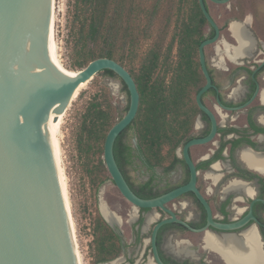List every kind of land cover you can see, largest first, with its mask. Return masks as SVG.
I'll use <instances>...</instances> for the list:
<instances>
[{
	"label": "flooded vegetation",
	"instance_id": "flooded-vegetation-1",
	"mask_svg": "<svg viewBox=\"0 0 264 264\" xmlns=\"http://www.w3.org/2000/svg\"><path fill=\"white\" fill-rule=\"evenodd\" d=\"M203 1L219 29L217 41L203 48L213 87L203 94L202 103L215 118L216 133L186 151L189 143L209 138L214 131L197 96L207 84L201 46L215 38L217 30L201 0H182L180 49L184 55L198 56L203 78L182 81L178 144L172 145L168 137L162 167L136 164L137 180L131 182L136 193L146 186L151 199L188 186L197 192L173 199L165 210H137L132 225L135 249L126 255L129 246L121 238L120 264H153V232L161 221L166 223L156 243L165 264H227L220 250L207 246L208 237L245 244L247 236H253L264 257V0ZM242 39L246 46L241 49ZM189 84L196 86L192 94ZM168 124L170 128V116ZM153 211L156 220L149 222Z\"/></svg>",
	"mask_w": 264,
	"mask_h": 264
},
{
	"label": "water",
	"instance_id": "water-1",
	"mask_svg": "<svg viewBox=\"0 0 264 264\" xmlns=\"http://www.w3.org/2000/svg\"><path fill=\"white\" fill-rule=\"evenodd\" d=\"M53 3L0 0V264H79L59 150V127L79 89L105 70L117 74L129 91V110L110 130L104 151L105 165L122 196L137 210H165L173 199L190 190L197 192L188 186L154 199L134 193L116 161L114 146L138 114L141 96L137 83L124 66L110 58L96 59L75 75L63 70L54 56ZM201 5L217 34L201 46L207 84L197 101L211 116L214 131L209 138L189 143L186 151L191 145L210 141L217 128L202 96L213 87L203 48L217 41L219 29L203 0ZM152 214L157 216L156 211ZM105 220L123 238L120 226ZM165 223L159 222L153 232V264H165L156 243Z\"/></svg>",
	"mask_w": 264,
	"mask_h": 264
},
{
	"label": "trees",
	"instance_id": "trees-1",
	"mask_svg": "<svg viewBox=\"0 0 264 264\" xmlns=\"http://www.w3.org/2000/svg\"><path fill=\"white\" fill-rule=\"evenodd\" d=\"M145 4L146 0H73L70 30L76 67L82 70L96 59L110 58L124 66L137 83L141 96L138 114L119 135L114 146L116 161L132 189L127 168H134L138 161L145 167L150 164L162 167L168 137L172 145L179 142L183 79L203 78L198 56L184 55L180 49L181 8L177 31L170 44L165 46V38H159L135 70L142 42L152 37L158 11L157 5L149 10ZM144 18L148 19L142 26ZM169 75L172 77L167 81ZM97 76L119 80L129 101L128 88L117 74L105 70ZM189 86L192 90L189 94L194 93L196 86ZM110 100V93L105 90L91 98L76 137L78 153L86 159L87 171L97 189L107 180H112L104 161L107 136L129 110L128 103L124 113L120 114ZM168 116L172 121L170 128ZM128 132H132V140L135 139L137 145L126 140ZM96 156L98 162L93 165L91 161ZM136 194L143 199H151L146 186ZM91 225L95 264H108L118 259L123 253L121 237L101 212L92 219Z\"/></svg>",
	"mask_w": 264,
	"mask_h": 264
},
{
	"label": "rangeland",
	"instance_id": "rangeland-1",
	"mask_svg": "<svg viewBox=\"0 0 264 264\" xmlns=\"http://www.w3.org/2000/svg\"><path fill=\"white\" fill-rule=\"evenodd\" d=\"M181 1L182 0H146L145 6L147 9L152 10L153 7L157 5L158 11L154 18L155 23L153 25L152 37L149 41L142 42V46L139 50L140 58L135 65V70H138L142 58L149 52L159 38H165V46L170 44L177 31ZM72 6L73 0H56V39L60 50V56H62L60 59L66 69L78 71L80 69L74 65L76 62V55L73 50V44L71 43L72 37L70 36L73 12ZM147 19L148 18L143 19L142 26L146 23ZM175 54L176 52L174 56ZM171 77L172 75H169L167 81H169ZM101 90L110 93V101H112L117 111L123 114L129 101L126 93L123 91L120 81L111 79L107 76H96L86 88L79 92L66 113L63 125V146L66 160L65 165L69 177L71 208L77 227L80 250L84 256L85 264H95L91 248L93 242L91 223L96 214L101 212L102 202L105 203L111 213L121 221L120 228L123 232V239L127 246H129V251H126V255L130 254V251L135 249L132 247V225L134 219H132L131 214L133 210L137 211V209L122 196L112 180H107L100 189H97L92 183L87 171L86 159L82 158L77 150L76 137L82 115L91 98ZM126 140H132V132L126 134ZM135 141V139L134 141L132 140L134 145H137V141ZM97 162L98 156L91 161L93 165L97 164ZM136 164H139V162H136ZM136 170V168H127V173L132 181L137 180ZM144 239L140 251L141 253L146 245ZM146 262H148L147 258Z\"/></svg>",
	"mask_w": 264,
	"mask_h": 264
},
{
	"label": "bare ground",
	"instance_id": "bare-ground-1",
	"mask_svg": "<svg viewBox=\"0 0 264 264\" xmlns=\"http://www.w3.org/2000/svg\"><path fill=\"white\" fill-rule=\"evenodd\" d=\"M56 0H54L53 3V43H54V56L58 63V65L65 71L71 73L72 75L77 74L78 71H70L66 69L64 64L62 63L60 57V50L58 46V42L56 39ZM246 46V40H241V49ZM240 52V50L238 51ZM88 84L83 85L77 94L81 90L87 87ZM77 97V95H76ZM75 97V98H76ZM74 98V100H75ZM73 100V101H74ZM67 113V112H66ZM66 113L63 114L62 120L59 127V150H60V156H61V163H62V169H63V176H64V182H65V189H66V196H67V203H68V210H69V216H70V222L72 226V231L74 234V240L76 244L77 254H78V262L79 264H85L84 256L80 250V244L78 240V234H77V227L76 223L73 217L72 208H71V193H70V185H69V177L65 165V152H64V135H63V125L65 122ZM101 214L104 216L111 224L115 225H121V221L114 216L107 205L102 202L101 205ZM135 214L136 210L132 211V219L135 220ZM117 215V214H116ZM156 220V216H151L149 219V222H153ZM149 228V227H148ZM145 229V228H144ZM146 231V230H145ZM224 239V238H223ZM207 246L212 249H218L220 250L227 262V264H264V257L260 250V247L258 243L255 241V238L253 236H247V242L245 244L239 243L238 241L232 239V238H226L223 241H215L212 237H208L207 240ZM192 249V248H191ZM188 250V249H187ZM185 254V253H184ZM112 264H120V260L112 263ZM151 264V263H149Z\"/></svg>",
	"mask_w": 264,
	"mask_h": 264
}]
</instances>
